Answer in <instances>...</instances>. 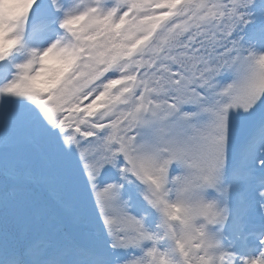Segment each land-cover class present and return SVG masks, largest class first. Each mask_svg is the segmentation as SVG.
Listing matches in <instances>:
<instances>
[{
    "label": "snow or ice",
    "instance_id": "6c2138e0",
    "mask_svg": "<svg viewBox=\"0 0 264 264\" xmlns=\"http://www.w3.org/2000/svg\"><path fill=\"white\" fill-rule=\"evenodd\" d=\"M12 3L0 264H264V0Z\"/></svg>",
    "mask_w": 264,
    "mask_h": 264
},
{
    "label": "clouds",
    "instance_id": "9594fccd",
    "mask_svg": "<svg viewBox=\"0 0 264 264\" xmlns=\"http://www.w3.org/2000/svg\"><path fill=\"white\" fill-rule=\"evenodd\" d=\"M15 5L12 0H0V57L8 60L13 54L27 52L23 34L15 27ZM20 39L17 40L16 36ZM20 70L18 75H20ZM17 75V76H18Z\"/></svg>",
    "mask_w": 264,
    "mask_h": 264
},
{
    "label": "rangeland",
    "instance_id": "374dc122",
    "mask_svg": "<svg viewBox=\"0 0 264 264\" xmlns=\"http://www.w3.org/2000/svg\"><path fill=\"white\" fill-rule=\"evenodd\" d=\"M24 43H25V46L27 49L35 47V45L28 39L27 34H25ZM25 57L26 58H23L22 60H20V62L17 65H20V64L25 63L27 61V59H28L27 52H25ZM17 65H16L17 72H15L14 74L11 73L10 77L8 78L9 80H7L5 83L1 84L0 88L4 87L7 83L11 82L18 75L19 69H18Z\"/></svg>",
    "mask_w": 264,
    "mask_h": 264
},
{
    "label": "trees",
    "instance_id": "16d2710c",
    "mask_svg": "<svg viewBox=\"0 0 264 264\" xmlns=\"http://www.w3.org/2000/svg\"><path fill=\"white\" fill-rule=\"evenodd\" d=\"M20 54H13V56L12 57H10L9 59H15V57H18ZM8 59V60H9ZM5 62H6V60L4 61V62H0V67H4L5 66Z\"/></svg>",
    "mask_w": 264,
    "mask_h": 264
}]
</instances>
